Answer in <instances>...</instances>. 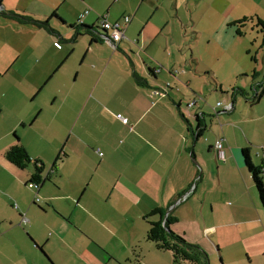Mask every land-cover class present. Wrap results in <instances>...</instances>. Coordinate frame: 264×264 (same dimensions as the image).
Masks as SVG:
<instances>
[{
  "label": "crops",
  "instance_id": "1",
  "mask_svg": "<svg viewBox=\"0 0 264 264\" xmlns=\"http://www.w3.org/2000/svg\"><path fill=\"white\" fill-rule=\"evenodd\" d=\"M180 1L190 16L206 1L199 12L226 21L249 17L235 15L238 6L264 3L0 0L5 12L57 14L50 24L59 32L0 14V264H175L147 238L159 216H145L156 208L177 218L171 230L202 247L208 264H264V208L243 157L251 149L264 168V96L246 100L238 118L228 94L219 101L232 102V111L214 110L223 122L210 128L193 52L189 58L173 42L174 27L185 31ZM222 3L232 10L222 12ZM124 15L132 20L116 49L98 31L87 33L103 17ZM16 144L32 159L25 168L6 156ZM34 161L39 189L29 186Z\"/></svg>",
  "mask_w": 264,
  "mask_h": 264
},
{
  "label": "rangeland",
  "instance_id": "2",
  "mask_svg": "<svg viewBox=\"0 0 264 264\" xmlns=\"http://www.w3.org/2000/svg\"><path fill=\"white\" fill-rule=\"evenodd\" d=\"M164 2L167 5L169 4L168 0H164ZM184 4L185 3L180 1L179 7H181V10L185 9L187 11V13L185 11H180V18L184 21L185 31L183 30L180 32L177 27H174L172 31L173 42L174 44L180 42L179 44L182 46V49H185L189 53V58L193 52L196 60L194 64H192V67H189L195 70L197 74L201 75L197 76L196 80H194V84H196L199 90L197 91V95L201 97L199 100L203 104V107H206L205 111L208 114L205 118L206 122L209 124L210 128H218L220 124H222L223 119L219 121L218 114H216L213 109L217 102L220 99L222 101H228V94L231 93L233 87L248 86V91L253 93L251 90L252 85L264 80V46L262 47L258 43L259 41L261 42V33L258 31L259 27L255 25V20V22L248 21L245 23L242 27L245 34L239 36L236 31L237 27L230 24L233 19L226 21L223 17H209L199 12L207 6L206 1H200L198 11L191 16V8L186 7ZM223 7H230L231 10L233 8V6L222 3V12H224ZM234 10L237 16L255 17L258 15V12L264 16V3L257 5L251 1L250 4L247 3L245 6H238ZM178 25L179 24L176 22H173V26ZM183 33L184 40L182 41ZM253 57L256 58V61H254ZM236 68H239L238 72H240V70L247 71L237 74L235 73ZM255 68L256 71L260 73H258V77H254L253 75ZM179 69L181 70V68ZM182 69H185V67L183 66ZM220 84L223 85L222 89L219 86ZM216 85L217 88L215 90ZM192 98L193 95L191 97L189 94L183 97L184 100H190ZM236 98L237 104L235 105V112H238V114L235 117L244 118L243 115H245V113L243 112L248 102L244 96L240 94L237 95ZM183 107L186 111L187 108L185 103ZM247 108L250 114L252 109L250 107ZM239 113L243 115H239ZM239 127L244 129V127L240 125Z\"/></svg>",
  "mask_w": 264,
  "mask_h": 264
},
{
  "label": "trees",
  "instance_id": "3",
  "mask_svg": "<svg viewBox=\"0 0 264 264\" xmlns=\"http://www.w3.org/2000/svg\"><path fill=\"white\" fill-rule=\"evenodd\" d=\"M2 13L22 23L32 24L36 27L45 29L51 33L59 34V32L55 28H53L52 25L50 24V19L52 18V16H57V14L55 13L53 15H50L48 18L44 20L37 19L30 15L22 14L16 11L5 12L4 10H0V14ZM255 20H256L255 25L259 27V32L262 35V46H264V19L253 16L243 17L241 19L231 22L230 24L237 27L236 28L237 35L243 36L245 32L242 30V27L248 21L255 22ZM82 26L83 23L81 22L73 26L78 31L76 32V34H80L79 30L81 29ZM87 30H88L87 33H89L90 30L98 31V35H99L98 38L104 42L103 36L106 34V30L102 26L98 25L91 28L88 27ZM253 59L254 61H256L255 57H253ZM150 71L153 74H156L155 70L150 69ZM256 74L257 72L256 70H254L253 72L254 77H256ZM139 81H141V79ZM251 88L253 93H250L249 91L241 87H233L231 91L232 97L236 98V96L240 94L244 96V98L249 103L254 104L264 96V80L260 82L258 85H252ZM202 131L203 129L201 125H199V131L197 132L196 135L200 136ZM6 156L10 162L14 163L20 168H25L32 161L31 157L29 156L25 147L22 144H16L12 146L7 151ZM243 157H244L245 165L248 171L252 175L255 187L259 195L260 203L264 208V178H263L264 168L254 164L252 159L251 149L249 148L243 149ZM34 163L37 165L38 173L32 176L30 182H34L40 185L42 182V176H41L42 171L39 164L41 163L39 161H34ZM152 215H158L159 217L155 221H149L150 228L147 232V238L148 240L154 242L159 250L171 252L175 264H183V263L208 264V255L202 247L189 243L182 236L176 234L171 230V225L177 221V218L173 217L171 213L167 214V212L162 208L154 209L150 214L145 216V218H148Z\"/></svg>",
  "mask_w": 264,
  "mask_h": 264
},
{
  "label": "built area",
  "instance_id": "4",
  "mask_svg": "<svg viewBox=\"0 0 264 264\" xmlns=\"http://www.w3.org/2000/svg\"><path fill=\"white\" fill-rule=\"evenodd\" d=\"M87 13H89V10H87L84 15H86ZM131 20H132L131 15H124L121 19L117 21H109L108 19H106V17H103L102 20L100 21V26H102L106 30V34L103 36L104 41L110 44L114 49H116L118 46V43L125 38V29L129 25ZM194 104H195V101H192L189 103V106L191 107ZM233 107H234V104L232 102L228 104H224L222 101H219L217 102L214 110L216 111L218 108H220V109H223V111L230 112L232 111ZM117 117L120 120H122V122L124 123L128 122V119L122 114H117ZM215 147L218 150V155L223 157V148H224L223 138H220L216 141ZM100 154L102 155V153ZM29 186L32 188L39 189L40 185L34 182H29ZM186 197L187 195H185L183 199H185ZM40 201H41V198L38 197L37 202H40ZM23 221H26V219H23Z\"/></svg>",
  "mask_w": 264,
  "mask_h": 264
}]
</instances>
